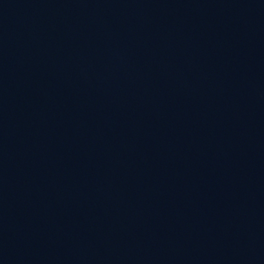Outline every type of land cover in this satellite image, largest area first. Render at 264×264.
<instances>
[{
	"label": "water",
	"instance_id": "obj_1",
	"mask_svg": "<svg viewBox=\"0 0 264 264\" xmlns=\"http://www.w3.org/2000/svg\"><path fill=\"white\" fill-rule=\"evenodd\" d=\"M0 264H264V0H0Z\"/></svg>",
	"mask_w": 264,
	"mask_h": 264
}]
</instances>
